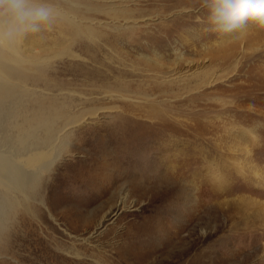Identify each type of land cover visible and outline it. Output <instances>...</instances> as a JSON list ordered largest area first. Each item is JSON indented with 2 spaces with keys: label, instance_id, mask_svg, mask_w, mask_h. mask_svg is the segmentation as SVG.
Returning a JSON list of instances; mask_svg holds the SVG:
<instances>
[{
  "label": "rangeland",
  "instance_id": "rangeland-1",
  "mask_svg": "<svg viewBox=\"0 0 264 264\" xmlns=\"http://www.w3.org/2000/svg\"><path fill=\"white\" fill-rule=\"evenodd\" d=\"M57 3L96 34L61 35L58 21L34 34L77 56L47 75L77 121L8 222L0 264H264V31L218 37L196 0ZM118 124L161 133L162 150L117 149L105 140ZM155 157L171 171L134 167Z\"/></svg>",
  "mask_w": 264,
  "mask_h": 264
},
{
  "label": "bare ground",
  "instance_id": "bare-ground-1",
  "mask_svg": "<svg viewBox=\"0 0 264 264\" xmlns=\"http://www.w3.org/2000/svg\"><path fill=\"white\" fill-rule=\"evenodd\" d=\"M70 7V10L74 11L75 6L71 4ZM79 19L81 18L75 14L65 13L63 18L58 20L59 33L64 35L68 32L67 29H70L75 32L73 36L80 37L87 32V38L93 39L96 34L94 30L86 29L83 25V29H80ZM75 20L77 21L74 22ZM34 34L36 33L29 34L11 49L0 50V254L3 251L8 222L17 208L30 210V200L39 195L41 172H49L54 162L65 153L71 137L67 131L77 121L74 114L71 115L63 105L53 101L49 94L51 85L47 76L52 58L67 56L74 59L77 56L67 48L59 52H52L50 48L37 49L48 45L49 41L42 39L36 43L33 40ZM109 91L114 93L111 89ZM115 92L129 93V90L124 86L120 90L115 89ZM138 94L140 95V92ZM157 119L163 122L160 114ZM106 132L110 133L107 134L111 138L105 141L109 144L113 142L117 149L128 147L140 151L141 147L145 152L152 151L154 154L162 150L161 133L150 140H144L143 137L134 139L132 130L123 124L108 127ZM101 136L105 139L104 135ZM100 145L101 151L107 153L106 144L102 142ZM4 148H8L10 154L4 153ZM126 154L120 153L121 156ZM102 161H99L101 163L98 164L97 171L107 168L106 163ZM166 163L161 157H155L151 161L145 158L134 167L138 168L143 176L154 171L153 176L158 179L171 171L165 167ZM191 163L192 160L188 165ZM118 168L115 162L114 171L119 172ZM186 198L187 203L190 198ZM78 217L82 219L80 215Z\"/></svg>",
  "mask_w": 264,
  "mask_h": 264
},
{
  "label": "clouds",
  "instance_id": "clouds-1",
  "mask_svg": "<svg viewBox=\"0 0 264 264\" xmlns=\"http://www.w3.org/2000/svg\"><path fill=\"white\" fill-rule=\"evenodd\" d=\"M196 4L209 12L211 30L218 37L264 31V0H196ZM63 16L57 0H0V50L50 29Z\"/></svg>",
  "mask_w": 264,
  "mask_h": 264
}]
</instances>
